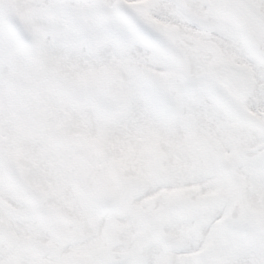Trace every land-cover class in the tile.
Listing matches in <instances>:
<instances>
[{
    "label": "snow or ice",
    "instance_id": "snow-or-ice-1",
    "mask_svg": "<svg viewBox=\"0 0 264 264\" xmlns=\"http://www.w3.org/2000/svg\"><path fill=\"white\" fill-rule=\"evenodd\" d=\"M0 264H264V0H0Z\"/></svg>",
    "mask_w": 264,
    "mask_h": 264
}]
</instances>
